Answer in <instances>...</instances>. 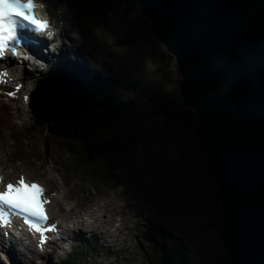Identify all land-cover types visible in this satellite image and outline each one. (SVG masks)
<instances>
[{"label": "rangeland", "instance_id": "1", "mask_svg": "<svg viewBox=\"0 0 264 264\" xmlns=\"http://www.w3.org/2000/svg\"><path fill=\"white\" fill-rule=\"evenodd\" d=\"M58 1L69 6L79 26V48L85 50L80 58L76 56L77 61L98 56L94 62H88L89 65L101 77L115 80L112 82L115 94L131 103L138 114L136 121L119 123L96 140L161 133L104 162L94 160V164L86 166L68 153L62 140L46 139L39 130L26 135L31 130L29 125L34 130L35 117L21 125L20 118L0 111L2 124L11 126L23 144L12 145L20 149L23 157L19 169L40 179L47 188L60 187L59 206L56 204L53 208L63 214L67 226L73 221L75 224L81 209L91 215L98 206L104 216L92 224L87 223L90 227L105 229L101 230L103 233L100 230L95 233L100 240L93 241L91 229H85L82 237L77 234L74 237L69 229L66 243L74 246L77 256V261L71 260V263L88 264L91 260L94 262L91 264H162L161 234L166 237L165 250L173 252L174 264H212L225 252V243L219 219L220 201L206 152L191 130L164 127L163 110L147 100L148 93L127 90L119 80L142 79L152 91L175 92L180 77L174 62L167 61L164 46L150 33L141 32L132 43H124L138 27V11L128 19H119L104 13L108 12L104 7L109 0ZM40 72H28L32 76L26 80L30 87ZM54 72L50 70L49 74ZM54 175H59L60 179L54 182ZM64 195L65 202L61 199ZM118 218H121L118 230L120 227L125 230L124 238L115 234L114 224L118 223ZM78 229L84 230L75 226V233ZM86 238L89 255L83 253L81 246ZM21 263L24 264L22 259Z\"/></svg>", "mask_w": 264, "mask_h": 264}, {"label": "water", "instance_id": "2", "mask_svg": "<svg viewBox=\"0 0 264 264\" xmlns=\"http://www.w3.org/2000/svg\"><path fill=\"white\" fill-rule=\"evenodd\" d=\"M134 2L173 58L179 97L194 114L221 206L223 264H264V0ZM69 92L73 110L86 111L68 122L94 109L79 85Z\"/></svg>", "mask_w": 264, "mask_h": 264}, {"label": "trees", "instance_id": "3", "mask_svg": "<svg viewBox=\"0 0 264 264\" xmlns=\"http://www.w3.org/2000/svg\"><path fill=\"white\" fill-rule=\"evenodd\" d=\"M76 1L86 2L88 0ZM104 9L108 11L104 12L105 14H112L119 19H128L133 12L138 11L134 0H109V4H107ZM138 21V27L134 29L132 34L124 39L125 44L132 43L134 38L141 32L152 34L150 24L146 19L140 15ZM165 57L169 63L174 62L173 58L168 54H166ZM60 71L72 75L80 87L91 98L95 109L84 118L70 123H61V121L57 120H50V123L33 121L34 130H32V126H30L29 128H31V130L29 133L31 132V134H34L39 130L46 139L62 140L66 145L68 153L74 156L76 160L85 162L86 166L94 164V160H101L104 162L108 157L126 151L144 139L157 138L161 135L159 132H154L151 135L142 134L139 137L125 136L123 138L114 137L107 141L96 140L104 131L119 123L136 121L138 114L135 112L131 103L115 94L112 83L113 81L116 82L115 80L97 75L86 65L84 69L78 70L75 69V67H67L58 69V72ZM119 80L127 90H142L148 93L147 100L159 105L163 110L165 128L180 126L184 129L191 130L195 123L194 114L191 110L184 107L178 91L164 94L152 91L147 82L142 79L119 78ZM29 133H26V135ZM151 233H153V231ZM148 239H150L149 235ZM159 239L162 240L164 244V250L161 251L162 264H174L172 260L173 252L165 250L166 237L160 234ZM75 255L76 253L71 255L70 258L62 264H73L71 260L77 261V256ZM224 260L225 257L223 253L220 257H217L212 264H223ZM91 263L94 262L88 261V264Z\"/></svg>", "mask_w": 264, "mask_h": 264}, {"label": "snow or ice", "instance_id": "4", "mask_svg": "<svg viewBox=\"0 0 264 264\" xmlns=\"http://www.w3.org/2000/svg\"><path fill=\"white\" fill-rule=\"evenodd\" d=\"M39 6L43 5L37 4L35 0H0V58L6 52H11L15 57L22 43L25 46L29 44L25 31L41 33L49 28L48 21L35 18L34 10ZM24 99L27 101L28 96ZM43 192L40 185L27 183L23 177L16 183H7L0 190V220H7L8 223L0 226H10L12 217H20L25 224L40 233V242L43 244L44 229L41 225L47 221L44 204L49 202Z\"/></svg>", "mask_w": 264, "mask_h": 264}, {"label": "bare ground", "instance_id": "5", "mask_svg": "<svg viewBox=\"0 0 264 264\" xmlns=\"http://www.w3.org/2000/svg\"><path fill=\"white\" fill-rule=\"evenodd\" d=\"M62 9L63 10H65V11H67L68 10V7L66 6V5H63L62 6ZM69 28L70 29H74L75 28V26L74 25H69ZM60 37L61 38H67L68 40H72V37H70L69 35H68V33H67V31L66 30H60ZM63 57V56H62ZM98 56H94V58H92L91 59V62H94L95 60H96V58H97ZM35 60H41V61H46V57L44 58L42 55H40V53H38L37 55H35ZM64 59H65V57H63V61H64ZM27 62V64H30L33 68H36V63H35V61H26ZM26 62H23V64L24 63H26ZM72 64H70V66H71ZM38 75H41V72L40 73H38ZM35 76H37V74L35 75ZM37 79H39V78H37ZM36 79V80H37ZM67 85V84H66ZM43 85H41V87H42ZM58 91H61L62 92V89H58ZM70 98V97H69ZM58 100H60L59 98H58ZM66 112H67V114L69 113V111L66 109ZM35 113L33 112V117H35ZM32 117V118H33ZM30 120V117H28V118H24V121L22 122V123H20V124H24V122H26V121H29ZM2 156H5L6 157V160L7 161H10V160H15V159H17V157L15 156V154L12 152V151H10V150H7V149H3V151H2ZM12 154V155H11ZM11 156V157H10ZM45 186V185H44ZM52 205V204H51ZM48 214H49V216L51 217V220L52 221H57L58 222V220L57 219H54V218H52V210H51V206L49 207V211H48ZM6 252H7V254H9V255H14L13 253V250H12V248H10V249H8V250H6ZM32 257H34L35 255H36V253L34 252V251H32V252H30L29 253ZM20 255H22V254H20ZM50 260V259H49ZM14 263L16 264V259L14 260Z\"/></svg>", "mask_w": 264, "mask_h": 264}, {"label": "clouds", "instance_id": "6", "mask_svg": "<svg viewBox=\"0 0 264 264\" xmlns=\"http://www.w3.org/2000/svg\"><path fill=\"white\" fill-rule=\"evenodd\" d=\"M167 53V52H166ZM179 92V91H178ZM192 131V130H191Z\"/></svg>", "mask_w": 264, "mask_h": 264}]
</instances>
